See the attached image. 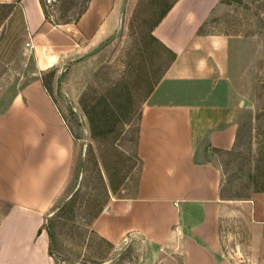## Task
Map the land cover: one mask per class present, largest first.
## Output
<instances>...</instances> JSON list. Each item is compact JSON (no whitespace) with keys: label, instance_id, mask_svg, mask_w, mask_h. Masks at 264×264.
I'll list each match as a JSON object with an SVG mask.
<instances>
[{"label":"crops","instance_id":"1","mask_svg":"<svg viewBox=\"0 0 264 264\" xmlns=\"http://www.w3.org/2000/svg\"><path fill=\"white\" fill-rule=\"evenodd\" d=\"M235 1L177 0L155 27L154 36L175 58L142 110L138 189L132 197L113 198L94 223L105 240L118 244L143 235L180 254L183 264H264V191L224 197L217 161L236 144L250 63L260 55L257 36L206 31L214 17L234 10ZM123 3L90 0L76 23L58 25L47 18L42 0H0L21 11L28 43L60 55L75 36L94 48L113 36ZM77 148L41 78L0 112V201L11 205L0 226V264L52 263L43 227L73 174Z\"/></svg>","mask_w":264,"mask_h":264},{"label":"rangeland","instance_id":"2","mask_svg":"<svg viewBox=\"0 0 264 264\" xmlns=\"http://www.w3.org/2000/svg\"><path fill=\"white\" fill-rule=\"evenodd\" d=\"M176 1L129 0L121 27L109 38L115 41L84 60L79 58L95 49L94 42L78 35L61 55L38 51L33 43L27 46L21 11L0 5V112L22 87L41 78L78 141L73 174L43 227L51 264H183L180 254L143 235L113 244L93 228L113 198L132 197L138 189L142 110L174 60L153 31ZM42 2L49 21L67 25L80 19L90 0ZM233 4L234 10L214 17L206 31H243L258 39L260 55L250 63L236 144L217 156L223 196L246 198L264 185V0ZM10 208L0 201V226Z\"/></svg>","mask_w":264,"mask_h":264},{"label":"water","instance_id":"3","mask_svg":"<svg viewBox=\"0 0 264 264\" xmlns=\"http://www.w3.org/2000/svg\"><path fill=\"white\" fill-rule=\"evenodd\" d=\"M129 0H124V3H123V16H124V13H125V9L127 7V3H128ZM115 41V37L105 41L104 43H102L100 46H98L97 48H95L94 50H92L91 52L87 53L86 55L82 56L79 58V60H84L88 57H91V56H94L96 54H98L99 52H101L102 50H104L107 46H109L111 43H113ZM85 154H86V147H85V150H84V154H83V160L85 161Z\"/></svg>","mask_w":264,"mask_h":264},{"label":"trees","instance_id":"4","mask_svg":"<svg viewBox=\"0 0 264 264\" xmlns=\"http://www.w3.org/2000/svg\"><path fill=\"white\" fill-rule=\"evenodd\" d=\"M3 6H11V5H3ZM13 7V6H12ZM172 8V6L164 13V15L162 16V19L168 14V12L170 11V9ZM47 18H48V16H47ZM161 19V20H162ZM161 22V21H160ZM159 22V23H160ZM174 58H175V55H174ZM260 191H264V185H263V187L260 189Z\"/></svg>","mask_w":264,"mask_h":264},{"label":"built area","instance_id":"5","mask_svg":"<svg viewBox=\"0 0 264 264\" xmlns=\"http://www.w3.org/2000/svg\"><path fill=\"white\" fill-rule=\"evenodd\" d=\"M27 46L30 47L31 46V43H28Z\"/></svg>","mask_w":264,"mask_h":264}]
</instances>
